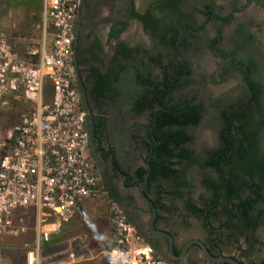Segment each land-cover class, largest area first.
<instances>
[{
	"label": "rangeland",
	"instance_id": "1",
	"mask_svg": "<svg viewBox=\"0 0 264 264\" xmlns=\"http://www.w3.org/2000/svg\"><path fill=\"white\" fill-rule=\"evenodd\" d=\"M135 1L136 6L139 7L146 0ZM205 4H210L213 12L219 17L231 15L222 28L218 46L228 55L233 53V61L229 56H221L212 49V40L219 20L215 18L207 20L204 13ZM126 5L127 0L122 5L116 4L113 18L125 17ZM41 6L39 0L29 4L25 2L15 4L14 0L3 3V0H0V30L14 50L22 56H25L26 49L35 45L41 37ZM181 6L182 14L175 21L179 34L175 47L168 43L167 36L149 35L143 32L134 20L128 21L124 40L139 41L141 54L134 61L123 63L122 79L118 86L123 93L119 107L127 120L123 123V127H128L130 130L135 128L140 135L149 124V112L144 111L141 115L130 119L133 117L132 113H129L133 97L131 94L133 87L138 89V85L133 82L136 73L159 77L161 75L160 65L153 62L150 57L160 58L166 62L175 54L178 59L184 61L189 70L188 74H183L182 84L173 91V94L178 98H192L202 108L199 123L185 128L191 135V140L186 143V146L193 150L197 160L178 165L179 168L184 169L186 176V184L180 186V189L184 191V196L166 194L164 200L167 208L161 211L167 217L189 225L185 211L186 199L189 197L198 205L202 203V200L210 197L204 179L214 177L216 173L213 168L204 166L202 161L209 150L220 145V133L225 125L222 112L244 104L249 96L243 71L235 64L238 60H252L253 66L250 74L260 85L261 104L264 106V7L253 0H183ZM106 24L104 23L98 31L104 32ZM101 38L104 40L103 36ZM112 43H114L113 40L107 45V51L111 49ZM79 66L80 69L86 68L85 65ZM82 74L84 75V72ZM30 108L31 105L21 96H10L6 98L5 104L0 103V141L21 122L23 114L27 113ZM116 108L110 107V111L114 110L111 125L113 144L117 149L121 167L130 170L131 167L144 163V152L135 147L133 142L130 144V138L119 130L122 126L119 125L120 120ZM132 123L134 125H131ZM259 139L260 149L264 151V129L260 131ZM2 150L0 149V154ZM134 154L137 155L136 160L133 159ZM118 181V186H120L121 178H118ZM161 183L168 188L169 182L162 180ZM131 191L135 198L136 209L140 208L143 217L147 218L149 210L140 199L137 188ZM118 208L121 209L120 205L110 198L103 184L100 183L99 194L78 205L61 231L54 234L50 242L41 245L40 253L43 263L74 264L76 253L86 245L92 250V254H95L104 249L101 244L103 243L106 244L105 248L110 253L115 246L116 239L111 217L113 210ZM122 212L126 221L134 227L135 235H139L140 239L138 242L135 241L130 249L125 247L126 252L122 254H108L109 259L114 258L116 264H136L135 261L138 260L139 255H143L142 252L151 253V255L158 254L165 259L160 252L154 251L146 243L141 232L126 217L123 210ZM253 212L260 213L259 226L252 232L235 234L229 249L231 253L248 264H257L264 260V203L256 202ZM14 226L18 230L16 233L0 235V264H24L21 256L34 243L33 210L29 208L17 211L14 216ZM246 235H249L251 239L247 240Z\"/></svg>",
	"mask_w": 264,
	"mask_h": 264
},
{
	"label": "built area",
	"instance_id": "2",
	"mask_svg": "<svg viewBox=\"0 0 264 264\" xmlns=\"http://www.w3.org/2000/svg\"><path fill=\"white\" fill-rule=\"evenodd\" d=\"M77 3L42 0L41 37L26 49L25 56L14 50L0 30V103L21 96L31 105L0 141V235L18 231L14 226L17 211L31 208L34 213L35 239L25 251V264H42L41 245L61 231L78 205L100 192L77 87ZM111 221L116 239L110 253L122 254L140 236L121 209L113 210ZM142 254L136 264H170L158 254ZM110 260L116 264L114 258Z\"/></svg>",
	"mask_w": 264,
	"mask_h": 264
},
{
	"label": "trees",
	"instance_id": "3",
	"mask_svg": "<svg viewBox=\"0 0 264 264\" xmlns=\"http://www.w3.org/2000/svg\"><path fill=\"white\" fill-rule=\"evenodd\" d=\"M34 1L36 0H14V3L29 4ZM39 1L41 6V0ZM182 1L159 0L151 4L144 14L131 6L130 15L141 20L146 30L156 33L160 28V21L170 15H181L179 4ZM7 2L8 0H3V3ZM204 8L207 20L213 18L219 20L212 40V49L221 56H229L233 61V53L228 55L218 46L222 28L231 15L217 16L210 4H205ZM155 9L159 10L161 16L154 15ZM127 24V20L117 19L109 28L108 38L118 40L111 60L117 70L115 73L97 71L99 78L95 90L101 92V96H105V90L111 88L110 76L117 79L123 63L134 61L141 54L139 46H129L118 39ZM161 33L167 36L168 43L175 47L179 35L178 27L174 24L165 26ZM150 59L160 65L161 75L153 77L150 74L136 73L138 89L130 105L131 109L137 113L149 112V124L141 138L144 163L137 167L135 176L137 179L143 178L147 169L146 160L150 154V147L153 145L145 192L147 195L149 191L154 194L155 198L152 200L157 208L166 209L164 200L166 194L184 196L180 186L186 184V176L184 169L179 168L178 165L197 160L193 150L186 146V143L191 140V135L185 128L199 123L202 108L192 98H178L173 94V91L182 84L183 74L189 72L184 61L178 59L176 54L166 62L153 56ZM235 64L243 71L249 90L248 99L244 104L223 110L225 125L220 133V145L209 150L202 161L204 166L212 167L216 171V177H206L204 184L207 190L214 194L216 200L219 198L215 204L209 203V205L221 206L220 215L224 218L223 226L228 229L229 238H233V235L237 233H243L244 230L253 231L260 223V213L253 212L255 203L258 201L264 203V151L260 149L259 139L260 131L264 129L261 88L250 74L253 66L251 59L238 60ZM152 134L156 138L155 144ZM162 179L167 182L172 181L171 184H167L169 189L160 182ZM113 194L115 193L109 192V196L117 200L118 196L113 197ZM186 204L192 212H202V208L189 197L186 199ZM246 239L250 240L251 237L246 235Z\"/></svg>",
	"mask_w": 264,
	"mask_h": 264
},
{
	"label": "flooded vegetation",
	"instance_id": "4",
	"mask_svg": "<svg viewBox=\"0 0 264 264\" xmlns=\"http://www.w3.org/2000/svg\"><path fill=\"white\" fill-rule=\"evenodd\" d=\"M159 0H146L141 6H136L135 0H127L125 6V17L113 18L114 8L116 4H123L125 0H78L76 16H75V39H74V61L77 69V87L80 94L81 105L85 110V123L89 134V152L93 158L100 175V181L103 184L105 191L109 195V192H114L118 196L117 200H113L126 214V217L132 221L136 229L141 232L143 239L149 244L154 251L160 252L164 258L170 264H228L226 262H218L210 259L204 253L201 246L195 242L189 244L183 257L171 256L168 250L167 237H156L149 229V216L143 217V212L140 208L136 209L135 198L131 193L133 188L138 190V181L135 176L136 169L139 166L131 167L130 170L121 167L118 157L117 149L113 144V136L111 132L112 118L114 117V110L110 111V107L116 108L118 112V119L120 120L119 130L123 131L127 135L132 144L138 147L142 151L141 138L145 131L139 135L137 129H129L123 127V123L127 122L120 110V101L123 97L118 83L122 79L121 72L117 79H113L110 76V89H106V95L101 96V92L95 90V85L98 82L97 71L115 73L117 68L115 64H112V57L114 49L118 40L108 38V32L111 24L117 19H125L129 21L134 20L141 28L143 32H147L149 35L162 34L161 31L165 26L176 25L175 21L180 16L170 15L168 18L159 22L160 28L156 33H152L146 30L143 26V22L136 16L130 15V7L133 6L140 13L144 14L150 5L157 3ZM182 3L179 4V8L182 14ZM155 16H161L158 9L153 10ZM104 23H107L106 30L98 31ZM128 27V24H127ZM125 28V30L127 29ZM123 30L118 39L123 40L129 46H138V42H129L124 40ZM104 37V40L101 37ZM111 49L107 51V45L111 43ZM81 63V64H80ZM88 63V64H87ZM79 65H85V69H80ZM124 69V66H122ZM84 72V75L82 74ZM136 85V79L133 81ZM134 86V85H133ZM132 86V87H133ZM117 88L114 90L113 88ZM136 88L133 87L132 96L134 95ZM132 113L134 117L141 115L131 109L129 113ZM131 125H134L132 123ZM136 149H134L135 151ZM124 153L127 154L126 151ZM134 160L137 159V155L134 154ZM212 168V167H211ZM215 171V169L213 168ZM216 173V171H215ZM216 175L212 178H215ZM118 178H121L120 186H118ZM163 180V179H162ZM160 180V182L162 181ZM171 184L172 181H169ZM147 189V183L145 185V191ZM139 195V192H138ZM148 196L152 199L155 198L154 194L150 191ZM140 197V196H139ZM216 200L212 192L208 199L202 200L201 204H198L202 208V212L194 213L189 208L185 211L188 216L190 224L179 222L176 219L167 217L165 213L161 211L166 209L157 208V215L155 218L154 226L158 230H165L171 233L173 250L176 255L180 254L184 245L192 239L201 240L209 250L210 254L217 257L220 254L235 257L242 261L244 264H248L244 260L237 257L234 253L229 251L231 247L232 238L228 237V229L223 226V216L221 214V206H211L215 204ZM194 220V222L192 221ZM259 224L256 226V228ZM255 228V229H256ZM254 229V230H255ZM253 230V231H254ZM252 232L251 230H244V232ZM234 236V235H233ZM104 249L99 250L97 253L92 254V250L86 245L82 249L78 250L74 260V264H112L108 257L109 251L105 248L106 244L101 243ZM264 260L259 261L257 264H261Z\"/></svg>",
	"mask_w": 264,
	"mask_h": 264
},
{
	"label": "water",
	"instance_id": "5",
	"mask_svg": "<svg viewBox=\"0 0 264 264\" xmlns=\"http://www.w3.org/2000/svg\"><path fill=\"white\" fill-rule=\"evenodd\" d=\"M258 3H260L263 7H264V0H255ZM152 133V130H151ZM153 136V134H152ZM154 139V144L156 143V138L153 136ZM153 152V145L150 147V154L147 157L146 160V171L143 174V178L141 180L138 181V192H139V196L140 198L148 205L149 209H150V217H149V229L152 232V234L156 237H167L168 239V250H169V254L171 256H177L178 258H181L184 256L188 246L190 243L195 242L197 244H199L201 246V248L203 249L204 253L206 254V256H208L210 259L214 260V261H218V262H226L228 264H244L242 261H240L239 259L232 257V256H228V255H223L220 254L217 257H214L210 254L209 250L207 249L206 245L198 239H192L189 240L183 247V249L181 250L180 254L176 255L174 250H173V243H172V235L170 232L165 231V230H158L155 228L154 226V222H155V218L157 215V207L154 204L153 200L146 194L145 192V185L148 181V174L150 171V157L152 155ZM261 264H264V262H262Z\"/></svg>",
	"mask_w": 264,
	"mask_h": 264
},
{
	"label": "crops",
	"instance_id": "6",
	"mask_svg": "<svg viewBox=\"0 0 264 264\" xmlns=\"http://www.w3.org/2000/svg\"><path fill=\"white\" fill-rule=\"evenodd\" d=\"M34 239H35V235H34ZM30 248H31V247H30ZM27 249H29V248H27ZM27 249H26V250H27ZM24 255H25V254H22V256H21V259H22L23 263H24ZM24 264H25V263H24ZM42 264H44L43 261H42Z\"/></svg>",
	"mask_w": 264,
	"mask_h": 264
}]
</instances>
